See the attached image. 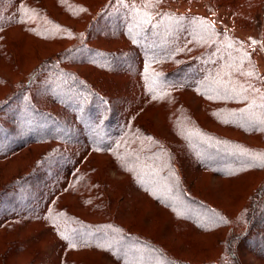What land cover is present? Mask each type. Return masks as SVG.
<instances>
[{
  "label": "trees",
  "instance_id": "obj_1",
  "mask_svg": "<svg viewBox=\"0 0 264 264\" xmlns=\"http://www.w3.org/2000/svg\"><path fill=\"white\" fill-rule=\"evenodd\" d=\"M178 1L97 0L92 9L88 0H3V57L14 53L16 40L4 39L13 28L50 32L59 47L17 81L0 73V197L56 155L62 172L30 207L0 208V264L16 263L17 249L35 264L48 242L52 264H106L105 253L117 264H254L241 256L246 245L264 264V177L237 210L195 186L197 173L224 178L228 192L264 174V71L250 40ZM210 2L242 28L264 7ZM156 115L192 153L191 173ZM106 160L124 177L112 180ZM130 185L140 195L120 218L112 203Z\"/></svg>",
  "mask_w": 264,
  "mask_h": 264
},
{
  "label": "rangeland",
  "instance_id": "obj_2",
  "mask_svg": "<svg viewBox=\"0 0 264 264\" xmlns=\"http://www.w3.org/2000/svg\"><path fill=\"white\" fill-rule=\"evenodd\" d=\"M96 1L97 0H88V2L90 3V7H92V9L93 7L96 6L97 4ZM6 4H7L6 2L0 0V20L2 19L1 17H4L5 13L3 11L7 9ZM173 7L178 9H184L189 7L192 9H197L202 12H205L214 21L220 24H224L225 26L234 30L237 34L250 40L256 51V60L259 69L264 71V39H263L264 38L263 37L264 7L260 11V13L256 16V20L253 23V25L244 28L234 25V23H232V21L230 20L229 18L230 16L228 15L227 11L223 8H218L213 6L210 0H193L191 1V3L187 2L186 0H179L173 5ZM55 9L57 10V8ZM57 15L60 14L57 13ZM99 27L100 29L97 30V35L100 36L102 35L104 37V34L108 30L106 28L105 23H103ZM3 31L4 30H2L0 33H2ZM11 38L16 40L15 42H17L15 43V46H13L15 54L13 53L12 57L9 59V57L5 58L3 57V54L0 53V73L4 75H8V78H10L9 81H17L19 78L22 77V75H24V73L28 72L30 69L36 66L42 59H44L45 56L54 53L59 47V45L55 43V38L53 37V34L50 32L43 33L39 36L32 34L21 36V33L18 32L17 29L13 28L11 31H8L4 36V39L6 40ZM254 41L255 43H253ZM10 60L11 62H9ZM12 64L15 65L17 69L14 72V74L10 73L11 68L9 66H11ZM73 67L89 75L87 71L88 66L75 64L73 65ZM0 82L3 85L0 87V96H2L6 93L8 87L5 83H3L1 76H0ZM123 102L122 100L119 101V103L121 104ZM155 121H156V125L159 128L158 130L159 133L176 142L177 148L185 158L187 172L191 173L190 160L192 159V155H191L192 153L190 152L186 144H184L180 140V138L171 131V129L167 125V122L164 120V118L161 115H156ZM4 122L8 125L7 121ZM104 157L108 159V156L106 154H104V156L103 155L101 156V158ZM22 163L23 160L21 159L15 160L14 162L10 163L9 166H6L5 170L6 172H8L10 169H13L14 167L17 168ZM59 163H60V159H58L57 155L54 156V158L48 160L43 166L39 167V170L37 171L36 175L26 180L23 186L16 188L13 191H8L4 196H1L0 208H4L12 205L16 208H20V210L22 211V208L30 207L31 205L35 204L36 202L34 200L39 196V194L44 189L54 186V183L57 182L58 175H60L62 172L61 167L58 166ZM104 163L107 164V170H108L107 172L109 173V176L112 178V180H117L120 179L121 177H124L123 173H121L119 169L113 165V163H110L108 160H106ZM199 175L197 173L195 186L199 187L200 189L203 190V192L208 194L207 196L208 198L215 197L214 199H216L217 203L224 205L229 210H235V209L237 210L240 207H242L246 203L247 195H245V198L242 200H239L238 196H240L242 192H245V194L250 192L252 188L251 184L253 182V179L254 180L257 179L254 182L255 184L257 182H260L261 179L264 177V174L261 173L257 174L253 172V174H250L248 178L242 179L240 182L235 181L233 183V186H231L232 187L231 191L228 192L229 184L224 182L225 181L224 178L214 176L213 174H208L206 176L207 178L205 179V182H201V180L199 179ZM3 180L5 179H1L0 182ZM207 181H209V183ZM114 184H116V182ZM248 184L250 185V187ZM130 186L127 189L129 193L128 197L126 196L124 199L116 198L112 203L113 210L120 218H123L122 215H124L127 212L131 202L134 201V199H136L140 195V192L135 188V185L131 187ZM26 216L28 217L29 215L26 214ZM26 216L24 217L26 218ZM22 220L25 222L27 221V219L24 218H22L21 221ZM19 226H21L20 231L22 232L23 229L24 230L26 229L27 224L20 223ZM46 235H48L47 229L45 232L42 231V232L30 233V236L27 239H25L23 243L28 244L31 243L32 241L35 242L37 239H41L42 236H46ZM55 247H56L55 244L52 242L45 243L43 245V252L41 254V258L40 260H37L35 264H52V258L56 252ZM241 254H242L241 256L245 258L248 262H253L254 264H262V262L254 254L250 252L249 245H246V247L242 249ZM26 255L27 254H25L21 249H17L16 251H14L12 254L13 261L16 262L14 264H26L30 259V257H26ZM103 259L105 260L106 264H117L116 261H114L113 258L108 253L104 254Z\"/></svg>",
  "mask_w": 264,
  "mask_h": 264
},
{
  "label": "snow or ice",
  "instance_id": "obj_3",
  "mask_svg": "<svg viewBox=\"0 0 264 264\" xmlns=\"http://www.w3.org/2000/svg\"><path fill=\"white\" fill-rule=\"evenodd\" d=\"M253 43H255V41Z\"/></svg>",
  "mask_w": 264,
  "mask_h": 264
}]
</instances>
